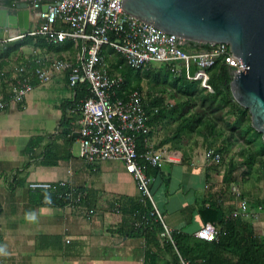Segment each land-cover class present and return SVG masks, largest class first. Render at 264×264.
Segmentation results:
<instances>
[{
	"label": "crops",
	"instance_id": "0c3cea01",
	"mask_svg": "<svg viewBox=\"0 0 264 264\" xmlns=\"http://www.w3.org/2000/svg\"><path fill=\"white\" fill-rule=\"evenodd\" d=\"M45 48L38 61L46 64L63 57L76 60L83 52L73 40ZM24 68L32 79L34 69L26 63ZM31 82L23 99L9 100L0 111V264H145L146 239L126 235L144 198L133 173L120 159L102 160L93 168L80 156L79 137L71 140L61 125L63 103L73 98L67 72L58 71L45 83ZM150 126L147 151L176 157L146 168L154 203L170 230L196 239L205 224L201 207L217 199L229 214L236 206L223 182L225 168L209 160L202 137L184 135L181 142L161 145L172 138L174 124L160 120ZM34 137L35 146L27 150ZM61 179L85 190V200L41 203L29 187L32 181ZM91 207L96 214H88ZM263 224L256 220L262 233ZM158 252V264H176L166 247Z\"/></svg>",
	"mask_w": 264,
	"mask_h": 264
},
{
	"label": "built area",
	"instance_id": "2783aa9c",
	"mask_svg": "<svg viewBox=\"0 0 264 264\" xmlns=\"http://www.w3.org/2000/svg\"><path fill=\"white\" fill-rule=\"evenodd\" d=\"M34 11V27L30 34L44 36L49 41L61 44L73 40L82 45L83 52L76 60L57 58L51 64L39 61L33 76L45 83L58 71L67 72L71 87L88 83L91 95L82 99L78 109L80 156L96 168L102 160L120 159L133 173L144 196L153 204V214L162 221L165 232L171 236L163 215L154 203L147 165L161 166L165 161L176 160L175 154L167 151L138 152V135H149V119L160 111L161 104H150L147 96L139 89L127 90L125 76L120 71L110 72L103 47H111L120 53L126 63L134 68H147L149 65L166 63L174 76L206 78V69L223 61L235 70L244 69L241 57L232 50L229 42H188L176 33L168 32L155 24L143 20L125 10L123 0H30ZM14 5L10 7H15ZM48 3V8L41 7ZM7 5V4H6ZM23 36V35H21ZM19 36V37H21ZM18 37H12L14 39ZM8 39V40H10ZM2 41V40H0ZM196 69L195 76L192 75ZM31 76L19 77L11 81L9 99L0 97V111L9 100H21L32 89ZM122 91V95H117ZM74 94V91H73ZM167 104V101L165 102ZM209 160L219 163L222 155L208 149ZM143 159L146 163H143ZM31 189L55 190L67 204L82 203L85 190L76 187L65 179L58 181H32ZM230 191L236 199L235 208L229 217H254L259 220L263 212L252 209L244 196L242 187L234 182ZM94 207L89 215L96 214ZM142 221H135L136 226ZM204 240H218L220 230L212 222L205 223L196 232ZM183 264H188L183 260Z\"/></svg>",
	"mask_w": 264,
	"mask_h": 264
},
{
	"label": "trees",
	"instance_id": "16d2710c",
	"mask_svg": "<svg viewBox=\"0 0 264 264\" xmlns=\"http://www.w3.org/2000/svg\"><path fill=\"white\" fill-rule=\"evenodd\" d=\"M15 1L5 0V3L12 6ZM31 44L46 46L52 45V42L42 35L30 33L0 41V81L4 89L2 97L5 99L10 97L8 88L11 81L26 77L30 73L27 74L24 68L20 70L19 76L11 79L10 72L5 71L4 68L9 64V59L13 55L23 56V48ZM102 53L107 63L112 60L113 64H108L109 71L118 70L125 76V89H139L146 94L150 104H161L160 111L150 117V125L160 120L174 124L172 138L163 139L161 145L170 141L181 142L184 135L199 136L203 138L207 148H212L222 155L221 163L224 164L226 152L237 140L244 139L247 142L240 150L243 161L230 159L225 167L223 182L229 187L234 182L239 183L236 171L241 165L248 167L249 170L257 167L258 178L264 179V138L262 132L253 126L249 108L240 104L234 97L231 88L233 73L228 64L221 60L218 61L214 66L206 69L207 77L203 80V78H190L185 75L174 76L166 63L152 64L144 69L131 67L126 63L125 58L111 47L104 46ZM39 59L31 55L30 60L25 59L24 63L27 64L29 70H33L40 64ZM192 73L195 76L196 69H193ZM144 74L152 78V86L156 85L159 89L157 93L144 90L142 84ZM168 79H171V85L176 87L173 93L179 96V100H167L169 86L165 83ZM31 80L38 79L34 76ZM72 90L74 91L73 98L63 103L61 125L65 126V132L70 135L71 140H75L79 137L76 129L82 116L78 106L81 100L90 96L91 93L88 83L78 84L72 87ZM122 94V91L117 92L118 96ZM166 101L167 104H165ZM148 136L147 134L138 135L140 154L148 150ZM36 140L37 137L31 139L27 150L35 146ZM143 163H146L145 159ZM150 166L147 165L146 168ZM250 172L247 171L244 174L248 177L251 175ZM243 178L245 179L244 176ZM33 192L41 203L66 204V200L55 190L33 189ZM248 193L249 190H243L245 197ZM251 203L253 208H261L264 211V199L256 198ZM153 210L154 205L149 197L144 196L138 200L136 211L139 217L135 221L139 220L142 223L136 226L134 221L132 226L128 227L130 231L126 232V235L144 237L149 244L145 264H158L160 256L158 251L161 246L172 252L176 264H183V260L188 264H264V233L258 231L254 217H229L217 199L209 202L208 205L201 207L200 213L205 223L210 221L216 225L220 230V236L218 240L208 241L199 237L194 239L192 235L179 230H171V236L164 233L165 227L158 215L152 213Z\"/></svg>",
	"mask_w": 264,
	"mask_h": 264
},
{
	"label": "water",
	"instance_id": "95a60500",
	"mask_svg": "<svg viewBox=\"0 0 264 264\" xmlns=\"http://www.w3.org/2000/svg\"><path fill=\"white\" fill-rule=\"evenodd\" d=\"M16 1L10 7L0 0V40L30 32L31 1ZM122 4L127 12L178 34L185 43L229 42L245 65L233 73L232 92L249 108L252 124L264 138V0H123Z\"/></svg>",
	"mask_w": 264,
	"mask_h": 264
},
{
	"label": "rangeland",
	"instance_id": "374dc122",
	"mask_svg": "<svg viewBox=\"0 0 264 264\" xmlns=\"http://www.w3.org/2000/svg\"><path fill=\"white\" fill-rule=\"evenodd\" d=\"M35 23L32 22L31 27H34ZM47 46V45H46ZM46 46H41V45H27L23 48V56H17V55H13L10 59H9V64L5 66L4 70L7 72H10L9 76H12V78L17 77L18 73L20 72V69L23 65H25L24 60L25 59H30L31 55L37 56V57H41L42 55V49H46ZM75 47V46H74ZM78 48L75 47V51ZM114 56H117V54H114ZM109 65L113 64L112 60H110L108 62ZM159 63L155 62V65H157ZM205 80V78L203 79ZM171 79L167 80V82L165 83V85L169 86V91H168V97L167 100L170 101H176L179 100V96L178 95H174V89L176 87L172 86L170 83ZM153 81L152 78L148 75V74H144L143 76V87L144 90L146 92H148L149 90L152 91V93H157L158 87H156V85H154V87L152 86ZM9 86V85H8ZM4 94V89L2 88V84L0 81V97ZM233 119H235V116H232ZM249 137V135L247 136V138ZM247 140L245 141L244 139H239L235 142V144L232 146V148L226 152V156L224 157V164L221 163V161L217 164H222L224 166V168L227 166V164L229 163L230 159L233 158L234 160L237 161H243V156L240 153V150L244 148V145L246 144ZM248 144V143H247ZM206 146V145H205ZM212 149V148H211ZM208 151V149H207ZM258 163V162H257ZM259 164V163H258ZM247 171H251V175L247 177V175H245L244 173ZM257 171L258 168L255 167L252 170H249L248 167L246 166H239L236 173H237V179L239 181V184L241 185L243 190H249V193L247 195V199L250 203V205L252 204L251 202L256 200V198H260V199H264V179H259L257 176ZM245 177V179L242 177ZM248 179V180H247ZM251 200V202H250ZM252 207V205H251ZM253 208V207H252ZM255 210H261L263 212V214H261V217L259 218V220H263L264 221V211L259 208H253ZM264 225V224H263ZM260 230V226L258 227Z\"/></svg>",
	"mask_w": 264,
	"mask_h": 264
}]
</instances>
